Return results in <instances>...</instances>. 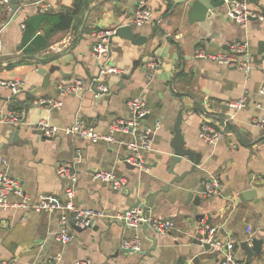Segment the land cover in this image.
Masks as SVG:
<instances>
[{
    "label": "crops",
    "instance_id": "obj_1",
    "mask_svg": "<svg viewBox=\"0 0 264 264\" xmlns=\"http://www.w3.org/2000/svg\"><path fill=\"white\" fill-rule=\"evenodd\" d=\"M144 1L152 8V21L133 27V33L145 37L144 43L134 45L111 36L108 62L123 73L107 75L103 81L108 93L94 97L86 91L89 81L84 74V69L90 76L99 72L100 64L90 54L92 35L129 24L138 0H88L86 8L75 10L69 27L49 37L56 16L72 12L75 0H0V81L7 84L0 85V111H24L19 126L0 124V171L19 179L31 202L41 195L63 202L66 182L57 176L56 164L73 163L78 175L76 208L115 215L153 194L148 216L172 221L173 229L156 234L147 228L144 233L142 226L133 230L115 220L96 218L86 229L70 225L73 238L63 245L54 239L59 229L57 212L0 210V260L8 264H219L216 254L194 243V230L205 221L216 228L217 240L233 241L239 260L264 264V130L257 125L264 118V0H245L263 19L242 24L229 20L224 2L209 18H191L185 3ZM44 4L49 5L48 11L42 10ZM232 42L247 45L242 55L252 66L247 75L193 57L196 48L218 54ZM149 60L159 62L151 81L143 67ZM16 80L20 90L13 93L9 83ZM74 80L82 82V90L60 95L57 85ZM134 97H142L149 107L143 126L159 123L144 154V172L123 161L129 154L128 135L114 134L112 142L93 144L62 133L47 138L31 128L43 120L61 130L80 119L94 122L98 133L107 134L114 118L130 117L126 102ZM240 98L244 105L234 111L229 103ZM46 99L62 105L40 103ZM180 111L183 148L197 155L199 164L171 183L173 176L166 170ZM231 113L234 117L222 141L208 144L199 138L202 124L219 128L221 119ZM191 166L182 158L174 172L182 174ZM97 170L112 172L126 184L114 190L92 178ZM212 177L220 179L221 195L206 198L201 184ZM135 235L144 254L123 252L120 247L122 240ZM150 237L156 239L151 251ZM254 237L263 241L261 251L247 260L240 244Z\"/></svg>",
    "mask_w": 264,
    "mask_h": 264
},
{
    "label": "built area",
    "instance_id": "obj_2",
    "mask_svg": "<svg viewBox=\"0 0 264 264\" xmlns=\"http://www.w3.org/2000/svg\"><path fill=\"white\" fill-rule=\"evenodd\" d=\"M223 2L227 5V17L236 23H245L249 17L258 20L263 19L261 14L248 8L245 0H223ZM48 7V4H44L42 10L48 11ZM152 15V8L144 0H138L129 25L131 27H140L149 24L152 21ZM114 31L98 30L92 35L94 41L90 54L100 65L95 84H89L86 91H92L93 88L99 92L95 93L94 97L108 93L109 89L103 81L107 75L120 76L123 73L121 69L108 62L110 40ZM246 52L247 45L245 43L232 42L228 44L225 51L218 54H208L201 48H196L193 51V57L210 60L227 67H234L247 75L252 69V66L249 60L242 57ZM158 65V60H149L143 65L148 80L151 81L154 78ZM0 85L7 84L0 81ZM19 85L20 83L17 80L9 83L13 93H17L20 90ZM57 90L60 95L75 94L82 90V82L80 80H74L69 84L60 83L57 85ZM261 93L264 94L263 91ZM40 103H47L56 108L62 105L60 101H53L51 99L41 100ZM229 105L234 111H238L244 105V98L234 100ZM126 107L130 117L114 118L108 126L107 134L98 133L95 130L94 122H85L80 119H76L73 124L61 130L43 120L33 124L31 128L47 138H55L59 133H62L63 135L76 136L93 144L97 142H112L114 134L128 135L130 139L125 145L129 154L123 161L138 171L144 172L147 170L144 154L150 150L152 133L159 127V123L155 122L150 128L143 126V119L149 114V107L146 100L142 97L130 98L126 102ZM23 116V110L0 111V124L17 127L23 122ZM233 117L234 113H231L224 119H221L222 125L219 128L202 124L198 132L199 138L208 144H216L222 141L225 138V127ZM257 125L260 129L264 130V118L258 121ZM55 171L57 176L66 182L64 187L65 200L63 202L49 195H41L36 202H31L30 197L25 194L20 180L10 176L5 170L0 171V210L11 212L24 209L34 212H57L59 214V229L54 233V239L63 245L70 243L73 238L72 233L69 231L70 225L79 229H86L90 227L96 218L115 220L133 230H137L145 224L156 234L169 233L174 227L172 221L168 219L145 217L142 209L138 207L129 208L115 215H109L103 210L78 209L74 206L73 202L75 184L78 180L74 164L58 162ZM92 178L110 184L114 190H120L126 184L124 178L118 177L109 171L97 170L93 172ZM201 186L202 194L206 198H214L221 195L220 179L217 177L204 180ZM215 234L216 228L210 226L205 221H200L194 230V236L197 241L201 244H207L209 246L208 251L219 257V264H245L236 257L233 241L217 240ZM120 247L121 249H131L133 252L141 250L139 237L135 235L131 240H122ZM0 264H8V262L0 260ZM75 264L88 263L78 261Z\"/></svg>",
    "mask_w": 264,
    "mask_h": 264
},
{
    "label": "water",
    "instance_id": "obj_3",
    "mask_svg": "<svg viewBox=\"0 0 264 264\" xmlns=\"http://www.w3.org/2000/svg\"><path fill=\"white\" fill-rule=\"evenodd\" d=\"M169 1L172 2L173 4L185 3L190 10L191 18L194 16L200 18L202 17L209 18L214 13V11L223 4V0H169ZM248 19H253V18L249 17ZM114 35L130 41L134 45H142L145 41L144 36L133 33V27H131L129 24L118 26L114 31ZM84 74L88 78L89 84L94 85L98 77V74L96 76H90L88 71H86L85 69H84ZM87 93L94 96L95 93H99V92H97L95 89L92 88V91H88ZM180 122H181V111L178 112L176 121L173 126L172 139L170 141V148L172 149L173 153L167 165L166 172L173 176L172 180L170 181L171 183L178 182L182 177H184L188 173H191L194 170L195 166L199 164L198 156L192 154L190 151L183 148L184 142L179 129ZM15 133H17V131H15ZM182 158H186L192 164V166L189 169V171H185L182 174L177 175L175 174L174 169L177 165L181 163ZM127 165L129 168H133V166H131L130 164ZM153 196H154L153 194L149 195L145 199V202H141L140 200H137L131 208L138 207L142 209L143 215L147 217L148 216L147 212L152 207ZM147 228H148L147 225L145 224L142 225V231L144 233L146 232ZM150 240L153 242V246L149 249V251L153 250L156 244V239L154 237H150ZM262 242L263 241L261 239L254 237L251 238L249 241H245L240 244V248L243 250L247 260L251 259V257L254 255L257 256L260 253ZM194 243L201 245L203 250L206 251L209 250V246L207 244H201L199 241H195ZM122 250L123 252H130L137 254L145 253V251H141V250L136 252H133V250L131 249H122Z\"/></svg>",
    "mask_w": 264,
    "mask_h": 264
},
{
    "label": "trees",
    "instance_id": "obj_4",
    "mask_svg": "<svg viewBox=\"0 0 264 264\" xmlns=\"http://www.w3.org/2000/svg\"><path fill=\"white\" fill-rule=\"evenodd\" d=\"M88 0H75V5H74V10H72V12L68 13V14H60L57 15V21L54 25L51 26V28H49L48 33L46 34V37H49L52 33H54L57 30L60 29H66L67 27H69V25L72 22V16L75 14V10H81L83 8H86V4H87ZM43 18H45L43 16ZM45 38V36L43 37V39ZM45 44V43H44Z\"/></svg>",
    "mask_w": 264,
    "mask_h": 264
}]
</instances>
